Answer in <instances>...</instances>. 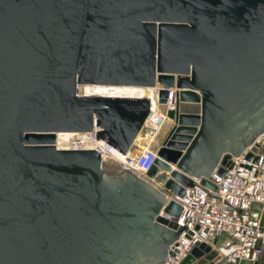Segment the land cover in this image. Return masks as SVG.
Instances as JSON below:
<instances>
[{"label": "water", "instance_id": "water-1", "mask_svg": "<svg viewBox=\"0 0 264 264\" xmlns=\"http://www.w3.org/2000/svg\"><path fill=\"white\" fill-rule=\"evenodd\" d=\"M83 84L161 85L167 118L145 177L180 195L192 178L214 188L219 163L260 150L264 0H0V264H162L186 228L159 214L181 207L144 177L55 145L56 132L95 125L127 153L149 121L150 98ZM212 258L200 243L182 264Z\"/></svg>", "mask_w": 264, "mask_h": 264}, {"label": "built area", "instance_id": "built-area-1", "mask_svg": "<svg viewBox=\"0 0 264 264\" xmlns=\"http://www.w3.org/2000/svg\"><path fill=\"white\" fill-rule=\"evenodd\" d=\"M157 85L158 91L162 86ZM166 89L168 96L164 105L169 110L175 107L177 99L174 87ZM152 108L150 114L153 117L144 127L155 132L166 114L157 105ZM95 130L94 125L93 130L84 133L90 136L91 149L99 152L101 159L115 162L118 158V164L144 177L163 191L167 200L172 199L180 205L181 210L176 217L164 212L163 208L159 211L160 215L174 219L179 226L186 225L175 242L170 244L162 264H182L191 249L200 243L211 246L219 256L220 264H254L264 253V134L256 139L260 145L257 153L252 152L251 145H248L237 156H230L229 166L218 164L225 168V172L218 173L215 168L210 176L216 181L207 178L214 188L202 184L200 178H192L193 184L185 186L184 193L180 195L166 190L156 179L145 177L156 157L148 142L140 151L121 153L103 139L96 138ZM248 152H251L249 157ZM256 155L259 157L257 161L254 160Z\"/></svg>", "mask_w": 264, "mask_h": 264}, {"label": "bare ground", "instance_id": "bare-ground-1", "mask_svg": "<svg viewBox=\"0 0 264 264\" xmlns=\"http://www.w3.org/2000/svg\"><path fill=\"white\" fill-rule=\"evenodd\" d=\"M157 87L158 85L154 87H145V86H138V85L83 84V85L78 86V92L81 94H89V95H110V96H121V97L122 96H137V97L145 96V97L150 98L151 111H152L153 109L152 107L157 105V99H158L157 98ZM166 115L164 118L167 117ZM152 117L153 115L149 116V118H152ZM139 137H140V134H138L137 138L135 139L134 146H132L130 150H135L136 152V151H140L143 147L146 146L144 142H143L144 143L143 145H140ZM55 142H56L55 145H57L58 148H88V149H91V145H92V141L89 135H87L84 132H73V131L56 132ZM118 154L120 157L121 154L120 153ZM117 161H119L118 158L115 162L114 161H110V162L116 163Z\"/></svg>", "mask_w": 264, "mask_h": 264}, {"label": "rangeland", "instance_id": "rangeland-1", "mask_svg": "<svg viewBox=\"0 0 264 264\" xmlns=\"http://www.w3.org/2000/svg\"><path fill=\"white\" fill-rule=\"evenodd\" d=\"M140 134V139H139V143H140V145H143L146 141H148L151 137H152V135H153V131H151L150 132V130L148 129L147 130V128L146 127H144V129L141 131V133H139ZM144 142V143H143ZM117 163V162H116ZM115 164V163H114Z\"/></svg>", "mask_w": 264, "mask_h": 264}, {"label": "crops", "instance_id": "crops-1", "mask_svg": "<svg viewBox=\"0 0 264 264\" xmlns=\"http://www.w3.org/2000/svg\"><path fill=\"white\" fill-rule=\"evenodd\" d=\"M262 222L264 223V208L262 211ZM214 259V258H212ZM206 263H209V260H207ZM221 262L217 263V260L214 259L213 264H220ZM254 264H264V253L258 258V260Z\"/></svg>", "mask_w": 264, "mask_h": 264}]
</instances>
